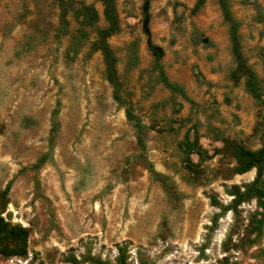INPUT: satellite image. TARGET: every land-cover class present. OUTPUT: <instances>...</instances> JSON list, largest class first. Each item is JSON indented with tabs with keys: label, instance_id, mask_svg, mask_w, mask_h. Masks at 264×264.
Returning a JSON list of instances; mask_svg holds the SVG:
<instances>
[{
	"label": "rangeland",
	"instance_id": "rangeland-1",
	"mask_svg": "<svg viewBox=\"0 0 264 264\" xmlns=\"http://www.w3.org/2000/svg\"><path fill=\"white\" fill-rule=\"evenodd\" d=\"M75 1L97 12L96 28L105 26L98 2ZM195 1L153 0L149 8L163 72L186 99L158 80L141 31L142 0H114L119 30L107 39L119 95L145 127L146 161L171 195L138 158L100 54L88 53L94 30L85 29L86 38L74 46L78 25L68 13V33L60 36L54 0H0V191L9 184L1 217L28 230L25 254L0 257V264H88L87 255L113 262L123 245L130 264H264V227L254 244L232 248L254 201L237 207L236 220L209 202L213 196L227 205L224 190L254 176L251 170L226 178L234 163L215 152L220 140L255 150L264 144V127L253 132L258 104L242 79H229L234 62L215 0L192 13ZM230 11L242 56L264 91V0H230ZM55 108L50 157L34 169L47 152ZM194 131L206 158L190 155L201 172L191 180L178 144Z\"/></svg>",
	"mask_w": 264,
	"mask_h": 264
},
{
	"label": "trees",
	"instance_id": "trees-1",
	"mask_svg": "<svg viewBox=\"0 0 264 264\" xmlns=\"http://www.w3.org/2000/svg\"><path fill=\"white\" fill-rule=\"evenodd\" d=\"M93 1L98 2L102 8L101 15L105 22V26L102 28H96L94 25L98 16L97 12L91 5H86L83 1L54 0L58 8L59 34L62 36L68 33V21L66 19L68 13H71L74 21L78 25L75 34L72 35V44L74 46L86 38L87 32L85 29L89 28L94 30L95 37L89 44L88 53L98 52L101 56L104 78L111 87L112 99L122 108L127 123L134 131L135 142L139 150L138 158L145 165V168L151 175V178L159 182L161 186H163L164 189L171 195H174L172 190H168L165 178L160 174L155 173L152 166L146 161L144 156L143 141L145 127L134 115L130 103L119 95L121 83L115 69L116 58L107 44V39L116 34L119 30L114 0ZM152 1L153 0H142L140 6L141 31L145 37L146 49L153 57L154 70L157 72L158 80L162 86L170 93L178 94L182 98L186 99L182 88L171 83L165 76L160 64L163 51L151 41L149 30V8ZM204 1L205 0H196L191 12L196 13L203 6ZM215 2L219 10L221 20L227 28L230 54L234 62V67L229 73V79L233 82V84H237L239 80L242 79L244 92L258 104L260 110V114L258 115L260 121L253 128V132L256 133L258 132L259 127H264V91L259 86L255 73L247 65L246 60L240 51L239 36L237 34L239 23L231 14L230 0H215ZM202 41L204 43L207 42L204 39ZM133 60L134 56L132 55L131 61ZM57 113V108H55L51 113L47 152L42 154L36 160L32 166L34 169H37L39 166L44 164L50 157L58 128L56 119ZM198 139L199 136L197 132L194 131L191 138L188 137V134H185L183 140L178 144V148L181 153V162L184 169L188 174H190L191 180L197 179L201 172L198 163H194L190 159V155L194 154L199 159L206 158V152L201 149ZM220 142L221 147L215 150V152L231 159L234 163L233 166L228 169L226 178H230L234 175H242L251 170L254 171V176L250 182L242 183L240 185H231L229 188L224 190V193L231 198L227 205L222 206L214 199L213 196L208 197L211 206L217 208L220 211V214H223L226 211H231V213L235 216V220L238 215L237 207L240 204L248 203L252 200L254 201L255 210L248 215L246 224L242 228L241 235L238 237L237 242L232 244L233 249H241L244 246L252 245L259 240L262 236V230L264 227V144L255 150H250L244 144L235 140L223 138ZM8 190L9 184H7L2 191H0V257H21L26 251L28 230L17 224H10L1 217L4 206L7 202L6 194ZM236 226L237 225L232 226L230 235L236 232ZM230 235H228L226 242L223 243L224 249H227L230 241ZM127 259L128 256L124 245L117 246L116 256L114 257L113 262L90 255L82 258V260L88 264H130ZM70 261L74 262L75 260L70 257ZM139 264L146 263L140 262Z\"/></svg>",
	"mask_w": 264,
	"mask_h": 264
}]
</instances>
